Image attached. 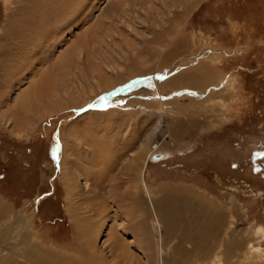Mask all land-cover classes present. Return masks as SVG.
<instances>
[{
  "label": "rangeland",
  "instance_id": "374dc122",
  "mask_svg": "<svg viewBox=\"0 0 264 264\" xmlns=\"http://www.w3.org/2000/svg\"><path fill=\"white\" fill-rule=\"evenodd\" d=\"M243 1L71 0L62 22L72 23H63L58 39L36 31L27 41L18 33L34 19L33 4L51 11L54 0H0V246L19 217L40 253L33 263L264 264V21L257 19L256 41L236 34L237 18L247 24L240 29H256L245 6L236 18ZM249 5L264 7V0ZM53 18L44 13L36 21L54 27ZM40 32L53 47L34 57L32 69H20L29 58L19 46L29 42L39 51L47 42ZM217 48L229 54L210 59ZM242 48L251 52L239 56ZM183 71L199 84L172 82ZM41 87L44 103L23 106V114L33 112L25 131L14 105L27 91L41 96ZM155 143L170 159L148 161ZM142 163L143 183L156 196L141 191ZM162 187L193 201L175 202L179 219L162 224L169 256L161 258L151 202L162 198ZM221 214L227 221L217 228ZM230 236L241 248L232 252ZM9 241L18 250L11 260L23 263L27 247ZM250 242L257 259H246Z\"/></svg>",
  "mask_w": 264,
  "mask_h": 264
},
{
  "label": "bare ground",
  "instance_id": "6f19581e",
  "mask_svg": "<svg viewBox=\"0 0 264 264\" xmlns=\"http://www.w3.org/2000/svg\"><path fill=\"white\" fill-rule=\"evenodd\" d=\"M33 2V0H27V2H26V4L25 5H27V6H29V5H32L31 3ZM69 2H71V0H54V6H53V8L51 9V11H49V10H46V8L43 6H41L40 4L39 5H37V3L35 4H33L34 5V7L32 8V9H38L37 10V13H34V19L30 22V19H29V21L28 22H26L25 21V26H23V28L20 30L21 32H19L18 34L21 36V38H23L24 40H26L27 39V41H32L31 40V38H33V33L35 32L36 33V31L38 32V31H43L45 34H47V35H49V37H50V35L52 34V36H54L55 35V37H57L56 35H58L59 33L61 34V32L65 29H63L62 28V25H63V23L65 22L66 24H67V26L68 25H70L71 23H72V19L70 20V21H68L67 19L68 18H70V17H67L66 18V20L64 19V21L62 22V20H63V18H65L66 17V15L65 14H63V11H62V7L66 4V3H69ZM71 3H73V1L71 2ZM23 7V6H22ZM62 11V12H61ZM27 12V11H26ZM71 12V11H70ZM44 13L45 14H49V19H50V16L53 18L54 17V15H55V18H53V19H56V22H55V24H56V26L54 25V27H52V25L53 24H51V23H49V21H48V23H42V22H38V21H36V17L37 16H40L41 17V15H43L44 16ZM23 14V13H22ZM53 14V15H52ZM30 15V16H29ZM63 15H64V17H63ZM28 16H29V18L30 17H32V15L30 14V13H28ZM69 16H70V14H69ZM76 20V19H75ZM53 22H54V20H52ZM67 21V22H66ZM60 22V23H59ZM74 22V21H73ZM58 23H59V25H58ZM64 23V25H66ZM70 28V27H69ZM15 29V28H14ZM19 29V28H18ZM17 30V29H16ZM17 32V31H16ZM40 32V33H41ZM44 33H41V34H44ZM36 34H38V36H39V33H36ZM44 34V35H45ZM54 34V35H53ZM43 35V36H44ZM36 35H34V37H35ZM51 36V37H52ZM37 37V36H36ZM41 37V36H40ZM46 37H48V36H44V40L45 39H47ZM48 37V38H49ZM43 38V37H42ZM60 38V37H59ZM29 39V40H28ZM53 39H55V41L58 39V37H57V39L56 38H53ZM50 40L51 39H48V40H45V44L44 45H42L41 43H43V42H39V46H42V47H40L39 49V51H38V48H36V47H32L31 49L30 48H28V46L30 45L29 44V42H27L26 44H24L23 45V47L22 46H19L20 48L19 49H24V52H22L23 53V57L25 56V57H28L29 58V60H28V62H21L20 63V65H18L19 67H20V69H22V70H25V69H28V68H33L35 65H36V61H35V59H34V57H38L37 55H39L41 52L43 53V55H44V52L47 50V51H49L48 49H47V47H49V45L50 46H52L53 47V45H54V41H51L50 42ZM33 41H35L36 42V39H34ZM41 41V40H40ZM42 41H43V39H42ZM59 41H61V40H59ZM19 42V41H18ZM26 41H24V43H25ZM20 44V43H19ZM28 44V45H27ZM32 44H34L33 42H32ZM35 44H37V43H35ZM57 44H59V43H57ZM36 46V45H35ZM38 46V47H39ZM55 48H57L56 47V45H55ZM49 49H51V48H49ZM54 49V48H53ZM52 50V49H51ZM22 51V50H21ZM39 53V54H38ZM48 53V52H47ZM52 53V52H51ZM22 55V54H21ZM46 55V54H45ZM40 57V56H39ZM47 57H48V55H47ZM50 57V56H49ZM204 58H206V56L204 57ZM21 59V58H20ZM37 59V58H36ZM42 59V58H41ZM46 59H48V58H46ZM43 60V59H42ZM45 60V59H44ZM43 60V61H44ZM52 60V59H51ZM61 60V59H60ZM27 61V60H26ZM57 61V60H56ZM59 61V60H58ZM45 62V61H44ZM61 62V61H60ZM62 62H63V60H62ZM25 63H27L26 64V66H25ZM38 63V62H37ZM41 63V62H40ZM47 63V62H46ZM56 63V62H55ZM44 64V63H43ZM62 64V63H61ZM64 64V63H63ZM184 64V63H183ZM53 65H54V63H53ZM39 66V65H38ZM41 66H43V65H41ZM55 66V65H54ZM58 66V65H57ZM183 66V65H182ZM182 66H179L178 64L174 67V68H176V69H179V67H182ZM37 67V66H36ZM34 69H36V68H34ZM33 69V70H34ZM174 69L172 68L171 69V71L170 72H168V74L169 73H171V74H173L174 73ZM188 72V71H187ZM187 72L186 71H183V72H181V74L175 79V80H173L172 82H177V81H179V83H185V84H188V78H190V82L192 83H190L191 85H194V84H199L198 82H195L194 80H193V77H192V75L191 76H189V73L187 74ZM192 72H195V71H191V73ZM21 74V73H20ZM19 74V75H20ZM168 74H166V75H168ZM195 74L196 73H194V76H195ZM75 75V74H74ZM7 77V76H6ZM202 78H200L199 80H201V79H203V81H205V79H204V77H205V75L203 76H201ZM38 78V77H37ZM49 78V77H48ZM197 78V77H196ZM209 79V78H208ZM48 80V79H47ZM49 81V80H48ZM53 81V80H52ZM209 81V80H208ZM42 82V81H41ZM40 82V83H41ZM36 83V82H35ZM200 84H202V82L200 81ZM7 85H8V87L11 85V83H7ZM17 85V84H16ZM50 85V84H49ZM51 87V86H50ZM39 89V88H38ZM38 91V93H39V95H41V96H38L37 97V95L35 96V92L34 93H32L31 91H27V92H25L22 96H21V98L20 99H18L17 101H16V103H15V105H14V108H13V110H14V112H15V114H14V116L13 117H16V118H14V119H16V121H17V123L19 124V125H22L23 127H22V129L23 130H25L26 131V128H25V126L26 127H28V125L29 124H27V122H28V116L29 117H31L32 116V114L30 115V114H28V115H26L28 112H29V110L27 109V107H26V109H27V112H26V114H23V113H25V112H23V108H25V107H23L24 105H25V103H28L29 102V100L32 102V104H33V106H36V105H34L35 103V98H38V100H36V102L39 104V103H41V104H43L44 103V99L43 98H45V94L44 93H42L43 92V90H42V87H41V89H39V90H37ZM37 93V94H38ZM49 93V92H48ZM33 94V95H32ZM44 94V95H43ZM44 96V97H43ZM47 97H49L48 95H47ZM48 100V99H47ZM46 100V101H47ZM45 101V102H46ZM3 102L2 101H0V106H1V104H2ZM36 103V104H37ZM48 103V102H47ZM30 104V103H29ZM31 104V105H32ZM48 105V104H47ZM12 108V107H11ZM31 109H33V107L31 106ZM13 112V111H12ZM12 112H11V114H12ZM32 111L30 110V113H31ZM33 113V112H32ZM10 114V113H9ZM7 115V114H6ZM33 117V116H32ZM14 122V121H13ZM15 124V123H14ZM18 126V125H17ZM101 127V126H100ZM112 127V126H111ZM110 127V128H111ZM17 128V127H16ZM20 128V127H19ZM19 128H17V129H19ZM121 128V127H120ZM21 129V128H20ZM19 129V130H20ZM117 129H119V128H117ZM27 130H28V128H27ZM21 131V130H20ZM112 131V130H111ZM121 131V130H120ZM119 132V131H118ZM114 133V132H113ZM116 133V132H115ZM116 135H118V134H116ZM121 135V134H120ZM89 139V138H88ZM95 139V141L97 140V139H99V138H94ZM94 139H93V141H94ZM101 140V139H100ZM105 140V139H104ZM111 140V139H110ZM119 140V139H118ZM106 141V140H105ZM102 142V141H101ZM107 142V141H106ZM103 143V142H102ZM105 143V142H104ZM108 143V142H107ZM114 143H116L115 141H114ZM121 143V142H120ZM111 144H112V142H111ZM116 144H119V143H116ZM122 144V143H121ZM104 145V144H103ZM58 147H57V155H58V157H59V154H60V150H62L63 149V147H62V144H60V145H57ZM78 146V145H77ZM106 146V145H105ZM104 146V147H105ZM118 146V145H117ZM122 146V145H121ZM111 147H112V145H111ZM120 147V146H119ZM106 148V147H105ZM113 148V147H112ZM118 148V147H117ZM99 149H101V148H98V150ZM120 149H122V148H120ZM151 152H150V155H149V159H148V161L149 162H151V163H159V162H162V161H166V160H168V159H170V156H171V153H169V152H164V151H162L161 150V145L159 144V143H155L154 145H153V147H151ZM76 150V149H75ZM94 150V149H93ZM109 151H108V154L110 155L111 154V149L109 148L108 149ZM111 151V152H110ZM159 151V152H158ZM100 153H101V151H99ZM103 152L105 153V154H107L106 153V150L104 151V148H103ZM157 152H158V154H157ZM93 153V152H92ZM98 153V152H97ZM78 154V153H77ZM102 154V153H101ZM112 155V154H111ZM156 155H160V159H155L154 158V156H156ZM98 157H99V155H98ZM100 158H101V156H100ZM99 158V159H100ZM112 158V157H111ZM98 159V160H99ZM108 159V157H106L105 159H104V165L103 166H105L106 168H107V166H106V163H107V160ZM115 160H117L116 158H115ZM102 165V164H101ZM101 167L102 168V170H98V172H99V175H101L102 173H103V170L105 169V167ZM104 168V169H103ZM143 169V163H142V165H141V167H140V172H139V178H140V184H141V188H142V190L141 189H139V190H141L142 191V193L144 194H146L147 196H150V197H152V196H156L155 195V193L152 191V189L150 188V187H148L147 185L148 184H145V183H143V175H144V169ZM105 175V174H104ZM136 184V183H135ZM131 189H134V190H136V186L134 185V187H132ZM133 192V191H132ZM137 191H135V193L133 192L132 194H134V197H133V199L135 200V201H132V204H130L131 205V210L134 212V214H138V212H140L139 211V205H138V203L136 202L137 201V199H138V192L136 193ZM113 194V193H112ZM156 194L157 195H162V198L159 200V201H156V200H154V202H151V203H154V204H156V210L154 209V211H153V213L151 214V216H152V224L153 225H151V226H153L152 227V230H153V234H154V236H155V239L157 240L156 242L157 243H159V244H161L162 245V249H158V256L159 255H161V258L162 257H165V256H169V253L167 252V251H165V250H163V247H165L162 243H160L161 241H162V238H163V233H162V228H161V226H162V224L164 225V229L165 228H167L171 223L172 224H174V222L176 221V220H178L179 219V215L181 214V213H175V212H177L178 210H179V206H177L176 204H174L175 202H182V203H185V202H192L193 201V199H192V197H191V195H186V193H181V194H177V193H172V194H170V192H169V190H167V189H164V187H162L160 190H159V192H156ZM116 195V194H115ZM181 199V200H180ZM219 210V209H218ZM142 211V210H141ZM132 213V212H131ZM223 214H225V213H223ZM223 214H221V215H219V216H221V217H219L218 216V219H217V221H216V227L218 228V226H223L224 224V222L225 221H227V220H225L224 219V215ZM193 215V214H192ZM223 215V216H222ZM138 216V215H137ZM140 216H141V214H140ZM22 220V219H21ZM21 220L19 219V217H15V219H14V221H13V223L11 224V225H9V228H6L5 230H7L8 229V231H6L7 232V234L4 236V240H3V242H4V245H6V246H0V261H2L3 259L4 260H6V257H7V260H11L12 258H10V256L12 257V256H14V258H16V255H18L17 254V251L18 250H15L13 247H14V244H13V247L11 246V244L13 243V241H12V239L13 240H15V245H16V247L17 246H21V245H24V246H26L27 247V249H26V251H25V256L24 257H22L21 259L24 261L23 263L22 262H20L19 261V259H15V260H11V262H10V264H48L49 262H47V261H45L44 260V257H42L41 259H40V261H38L37 263H33V261H32V259L36 256V255H38V254H40L39 253V251H38V249L37 248H35V247H31L32 246V244H31V242H32V240L29 238V236L28 235H30V232H28L29 230H28V228H26L24 225H23V223L21 222ZM194 219H193V217H191L190 216V220L188 219H185L184 221H185V224H187V222H191V221H193ZM225 220V221H224ZM224 221V222H223ZM184 223V222H183ZM77 222H76V226H77ZM176 224V226H177V223H175ZM142 227V226H141ZM140 227V228H141ZM226 227V226H225ZM222 227H220L219 229H221ZM144 229V228H143ZM262 229H264V228H262ZM141 230H142V228H141ZM213 230H214V228H213ZM259 230V229H258ZM149 234H150V232H149ZM263 234V233H262ZM7 237H9V240H11L12 241V243L8 240V238ZM12 238V239H11ZM195 240V239H194ZM230 240L232 241H230L231 242V250L233 249H235V248H241V245L243 244L242 243V241H240V239H238V238H236V237H232V236H230ZM251 240V239H250ZM10 242V243H7V242ZM165 244H169V242H165ZM248 248H247V250H248V253H247V256H246V259H257V255L258 254H260V250L259 249H254V247H253V245H252V243L250 242L248 245ZM243 248V247H242ZM15 250V251H14ZM233 250H232V252H233ZM229 251V250H228ZM20 253V252H19ZM24 253V252H23ZM258 253V254H257ZM21 254V253H20ZM19 254V255H20ZM204 255V254H203ZM21 256V255H20ZM188 257H190L189 255H188ZM218 257V256H217ZM17 258H19L18 256H17ZM186 258V257H185ZM160 259V258H159ZM190 259V258H189ZM162 262L161 263H159V264H167L168 263V261H163V259L161 260ZM184 261V262H183ZM183 261H175L176 262V264H188V262L186 261V260H183ZM183 262V263H182ZM54 263H56V264H77V263H75V262H73V261H68V262H60V261H56V262H54Z\"/></svg>",
  "mask_w": 264,
  "mask_h": 264
},
{
  "label": "crops",
  "instance_id": "0c3cea01",
  "mask_svg": "<svg viewBox=\"0 0 264 264\" xmlns=\"http://www.w3.org/2000/svg\"><path fill=\"white\" fill-rule=\"evenodd\" d=\"M249 1H251V0H248V2H245V1H243V4H241V6H240V8H236L235 9V15H236V18L238 17V15H240V14H242L243 13V11L241 10V9H244L245 7L246 8H248V10H249V12H250V14H251V17H253V22H252V26L254 25L255 27H256V29H255V31L253 30V31H251V28H249L248 29V27H246V28H242V29H240L242 26H244V25H247L246 23H245V21H243V22H239V19L237 18V21H235L234 23H231L232 25H235V27L234 26H232V29H233V27H234V31H235V33L237 34L238 32H242V33H244V31L247 33V34H249V37H250V35L251 36H253V37H255V41H256V37L258 36V35H261V31L257 28V25H260V22H259V24H258V21H257V19L259 20V18L258 17H260L261 18V20H263L264 21V7H258L257 5H249ZM245 6V7H244ZM238 7V6H237ZM243 7V8H242ZM258 8V9H257ZM259 8H261V9H259ZM240 13V14H238V13ZM241 16V15H240ZM242 17V16H241ZM232 22V21H231ZM240 26H239V25ZM239 26V27H238ZM251 27V26H250ZM259 27V26H258ZM263 27H264V25H263ZM233 30H232V33L234 32ZM248 37V38H249ZM252 37V38H253ZM239 45V44H238ZM237 45V46H238ZM241 54L239 55V56H243V57H246V55H248L251 51H250V49L249 50H244L243 48H242V50H241ZM215 53V54H214ZM217 53H222L224 56H226V54H229V53H227V52H225V51H220L218 48L217 49H215L214 51H213V53L212 52H210V59H216V58H219V57H217ZM230 56V55H229ZM236 57V56H235ZM236 58H239L238 56L236 57ZM219 66V65H218ZM222 66V65H221ZM224 66V65H223ZM217 67V66H216ZM218 69V68H217ZM217 69H214V71H216L215 73H217ZM213 71V72H214ZM214 74V73H213ZM212 98V97H211ZM153 189H155V188H153ZM157 189V188H156ZM155 189V190H156Z\"/></svg>",
  "mask_w": 264,
  "mask_h": 264
},
{
  "label": "water",
  "instance_id": "95a60500",
  "mask_svg": "<svg viewBox=\"0 0 264 264\" xmlns=\"http://www.w3.org/2000/svg\"><path fill=\"white\" fill-rule=\"evenodd\" d=\"M155 159H160V155L154 156Z\"/></svg>",
  "mask_w": 264,
  "mask_h": 264
}]
</instances>
